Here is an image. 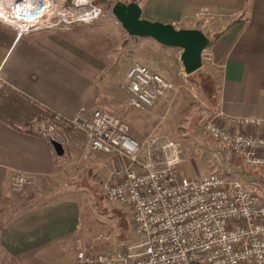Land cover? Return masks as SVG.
Listing matches in <instances>:
<instances>
[{"label":"crops","instance_id":"obj_1","mask_svg":"<svg viewBox=\"0 0 264 264\" xmlns=\"http://www.w3.org/2000/svg\"><path fill=\"white\" fill-rule=\"evenodd\" d=\"M135 1L146 19L202 30L211 39L208 50L212 59L202 61L197 71L185 74L180 48L131 36L134 45H147L149 51L144 55L141 50L133 52L134 60L124 80L136 61L176 85L182 77H202L200 94L208 102L201 101L193 108L199 114L193 122L201 126L209 141L228 151L204 131V124L218 113L219 122L229 130L238 127L226 121L228 116L264 119V0ZM199 6L221 14L211 19L197 18L193 13ZM102 17L90 23L74 22L65 29L46 28L22 34L0 21V264L75 261L79 206L75 199L63 197L56 190L55 180L67 174L68 165L65 167V159L56 155L45 132L51 127L54 137L60 126L70 124L81 109L85 117L96 109L92 57L95 44L89 24ZM77 24L82 26H74ZM175 90L179 97L188 96L185 86ZM167 94L172 96L167 91L165 98L156 101L154 110H165L158 105ZM256 131L264 133V127ZM130 135L139 141L148 136L143 132ZM230 156L233 164L240 162L239 156ZM107 164L112 167L111 162ZM100 167L93 166L96 170ZM16 172H23L32 181L20 191L10 185Z\"/></svg>","mask_w":264,"mask_h":264},{"label":"built area","instance_id":"obj_2","mask_svg":"<svg viewBox=\"0 0 264 264\" xmlns=\"http://www.w3.org/2000/svg\"><path fill=\"white\" fill-rule=\"evenodd\" d=\"M57 12L47 11L38 21L27 19L22 27L1 17L0 21L22 34L65 29L71 23H90L105 15L92 0L79 16L58 22ZM220 14L207 6H199L193 13L210 19ZM201 57L202 61L212 59L208 47ZM173 88L171 82L137 61L124 80L128 105L139 109L151 108ZM82 111L70 124L84 132L89 154L112 156L115 171L111 175L117 178L104 184L103 196L110 202L129 204L138 239L123 253L113 250L92 255L79 249L73 264H264V200L257 193L216 171L200 179L180 176L176 167L185 158L180 141L158 135L139 141L130 135L125 121L107 110L96 108L90 117ZM220 115L206 121L204 131L239 156L243 165L264 171V133L256 131L264 127V119L228 116L226 121L238 127L229 130L219 122ZM50 130L45 134L51 140ZM31 182L26 174L16 172L10 185L20 191Z\"/></svg>","mask_w":264,"mask_h":264},{"label":"rangeland","instance_id":"obj_3","mask_svg":"<svg viewBox=\"0 0 264 264\" xmlns=\"http://www.w3.org/2000/svg\"><path fill=\"white\" fill-rule=\"evenodd\" d=\"M48 1L50 5L48 12L56 13L60 9L58 14L60 17L63 13L65 16L63 20L84 14L90 3V0H59L61 2L59 6L56 0ZM94 1L100 2L105 13L97 22L89 24L95 44L92 56L94 108L105 109L120 117L128 124L132 134L143 132L148 136H165L180 141L185 158L176 167L178 175L188 179H200L216 171L226 180L238 179L264 200V171L247 167L241 160L233 164L231 152L220 145H214L203 134L201 126L197 127L198 124L193 122L199 115L198 110L193 108L201 101L208 102L207 98L200 94L199 83L202 77L181 78L177 85L186 87L188 92L186 98L179 97L175 87L178 89L180 87L171 82L174 86L171 90L172 96L167 94L166 100L162 98L161 102L159 100L158 108L162 107L165 110H154V105L147 109L128 105L127 93L124 90V73L134 60L133 52L141 50L144 55L147 50L149 51V46L139 48L134 45V41L130 39L134 37L129 36L112 15L110 9L116 0L105 2L92 0V3ZM66 8L69 12L78 13L66 14L63 12ZM78 25L81 24L74 26ZM182 108L185 110H178ZM83 133L69 123L60 126L57 134H53L54 137L49 132L61 143L63 147L61 157L67 162L65 167L68 165L67 174L56 178L54 185L58 187L56 190L63 197H72L78 203L80 219L76 244L78 250L88 251L92 255L113 250L123 253L127 246L138 239L132 229L131 209L126 202H110L104 198V184L117 178L116 175H111L115 171V164L111 155L109 157L103 153L89 154L85 150L86 138ZM107 162H111L112 167H108ZM96 165L101 166L99 170L93 168Z\"/></svg>","mask_w":264,"mask_h":264},{"label":"water","instance_id":"obj_4","mask_svg":"<svg viewBox=\"0 0 264 264\" xmlns=\"http://www.w3.org/2000/svg\"><path fill=\"white\" fill-rule=\"evenodd\" d=\"M110 12L129 36L147 37L163 46L180 48V60L185 74H191L202 66L201 53L211 43L210 37L202 30L177 28L170 23L146 19L141 16V7L135 0H116ZM50 143L56 155L61 156V143L56 139H51Z\"/></svg>","mask_w":264,"mask_h":264},{"label":"bare ground","instance_id":"obj_5","mask_svg":"<svg viewBox=\"0 0 264 264\" xmlns=\"http://www.w3.org/2000/svg\"><path fill=\"white\" fill-rule=\"evenodd\" d=\"M56 2L59 6L61 5L59 0H56ZM49 6L48 0H0V17L17 27H22V23L27 21V19H32L33 21L42 20ZM87 10L88 9H85V11ZM63 12L67 14L69 11L66 8V11L63 10ZM73 13L75 14L78 12ZM73 13L69 12V15H73ZM32 15H34V17ZM63 16V13H61L60 17H57L56 20H58V22L61 20L63 21ZM46 20H48V18H46Z\"/></svg>","mask_w":264,"mask_h":264},{"label":"trees","instance_id":"obj_6","mask_svg":"<svg viewBox=\"0 0 264 264\" xmlns=\"http://www.w3.org/2000/svg\"><path fill=\"white\" fill-rule=\"evenodd\" d=\"M96 4H98V5H100V2H98V1H94Z\"/></svg>","mask_w":264,"mask_h":264},{"label":"flooded vegetation","instance_id":"obj_7","mask_svg":"<svg viewBox=\"0 0 264 264\" xmlns=\"http://www.w3.org/2000/svg\"><path fill=\"white\" fill-rule=\"evenodd\" d=\"M127 2V1H126Z\"/></svg>","mask_w":264,"mask_h":264}]
</instances>
